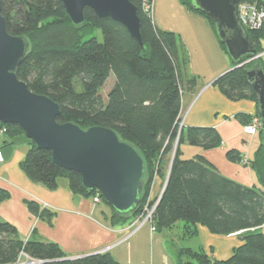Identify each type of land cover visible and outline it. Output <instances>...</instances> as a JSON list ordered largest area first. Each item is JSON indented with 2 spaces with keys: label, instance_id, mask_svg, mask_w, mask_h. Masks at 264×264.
<instances>
[{
  "label": "trees",
  "instance_id": "16d2710c",
  "mask_svg": "<svg viewBox=\"0 0 264 264\" xmlns=\"http://www.w3.org/2000/svg\"><path fill=\"white\" fill-rule=\"evenodd\" d=\"M130 1L140 17L142 45L125 27L109 17L97 16L89 7L84 9L85 24L75 27L60 0H1L6 31L23 35L30 42L28 56L19 64L18 78L31 91L58 102L59 122L72 121L82 128H113L141 153L146 164L141 202L126 215H118L110 208L113 225L125 224L141 213L151 196L154 177L159 175L164 180L169 168L167 183L152 213L150 223L155 229H170L183 221V236L187 237L194 236L198 224L214 234L241 235L239 246L226 259L183 247L178 251L177 264H264V233L259 231L264 224L261 129L256 132L259 145L248 160L258 178L257 186H246L224 176L202 154L181 157V144L211 149L220 146L222 139L214 126L183 125L179 129L182 90L193 88L197 81L188 73L186 49L175 32L154 24L152 17L143 12L141 0ZM240 1L255 2L264 8L263 0ZM180 2L204 16L213 30L209 16L194 10L190 0ZM96 29L101 39L95 35ZM249 33L256 53L263 52L264 24ZM219 45L225 52L224 45ZM251 64L246 62L224 72L214 84L229 100H252L257 110L256 91L245 77V69ZM111 74L113 85L104 96L101 88ZM238 118L247 123L251 117L239 114ZM5 125L10 136L24 134L16 124ZM28 143L20 165L32 181L54 189L58 177L63 176L74 193L92 197L96 192L81 185L80 174L55 164L49 150L37 148L29 139ZM225 156L234 163L242 160L236 149H228ZM156 198L152 196L148 204L154 205ZM29 207L38 213L32 203ZM21 250L41 260L35 264H127L116 261L107 250L65 259L67 254L57 243L28 238L24 241L10 222L0 221V264L16 262Z\"/></svg>",
  "mask_w": 264,
  "mask_h": 264
},
{
  "label": "crops",
  "instance_id": "0c3cea01",
  "mask_svg": "<svg viewBox=\"0 0 264 264\" xmlns=\"http://www.w3.org/2000/svg\"><path fill=\"white\" fill-rule=\"evenodd\" d=\"M153 2L154 24L158 21L156 26L159 28L177 30L187 50V69L199 76L193 88L182 90V125L214 126L222 139L218 147L194 146L187 154L182 152L181 157L202 154L224 176L246 186H257L258 178L248 160L259 145V136L244 133L245 123L238 118L239 114L255 116L256 104L245 98L229 100L212 82L232 64L204 16L193 13L177 0ZM168 15L174 18V26L169 28L164 25ZM29 146L23 133L0 134L3 156L0 163V221L10 222L24 241L27 238L53 241L68 257L107 250L116 261L127 264H177L178 251L183 247L202 250L215 259H226L241 242L239 232L214 234L200 224L196 226L194 236L187 237L182 233L176 235L175 240L170 234L171 229L157 230L150 222L129 234L131 221L113 225L110 207L102 201L93 203L91 197L74 193L66 177H58L57 187L51 189L26 176L20 162ZM228 149H236L242 160L229 161L225 156ZM153 182L150 193L156 196L161 193L165 181L158 176ZM30 203L39 209L38 213L30 209ZM261 230L264 233V224L260 226Z\"/></svg>",
  "mask_w": 264,
  "mask_h": 264
},
{
  "label": "water",
  "instance_id": "95a60500",
  "mask_svg": "<svg viewBox=\"0 0 264 264\" xmlns=\"http://www.w3.org/2000/svg\"><path fill=\"white\" fill-rule=\"evenodd\" d=\"M60 1L65 7L67 18L75 27L85 24L84 9L89 7L97 16L109 17L125 27L131 37L140 45L143 44L140 17L136 5L130 0ZM190 2L194 10L213 20V32L218 42L224 45L225 53L233 65L231 69L252 62L245 69V77L257 94V110L262 121L260 131L264 146V66L260 59L262 55L256 53L248 29L239 20L240 0ZM29 50L30 42L25 36L6 31L0 0V123L20 126L25 136L37 148L50 151L55 164L80 174L81 185L86 190L99 191L103 202L118 215L134 212L141 202L146 176V164L141 153L130 142L120 138L113 128L102 125L82 128L72 121L59 122L56 119L61 113L58 102L45 94L31 91L26 82L17 76L19 64L28 56ZM173 155L174 153L171 161ZM169 171L168 168L161 194ZM97 252L104 251L94 253Z\"/></svg>",
  "mask_w": 264,
  "mask_h": 264
},
{
  "label": "built area",
  "instance_id": "2783aa9c",
  "mask_svg": "<svg viewBox=\"0 0 264 264\" xmlns=\"http://www.w3.org/2000/svg\"><path fill=\"white\" fill-rule=\"evenodd\" d=\"M142 4V10L146 14L150 15L152 17V9H153V0H141ZM239 11V20L245 25V27L248 29V31H252V29H259L264 24V8L258 6L255 2H246V1H240L238 6ZM182 120L179 122V129L181 128ZM262 127V121L259 115L252 116L250 120L243 125V132L255 135L256 132L261 129ZM6 125L0 123V134L6 133ZM3 160V156L0 153V163ZM102 201V195H100V192L96 190L93 196V203H99ZM156 204L150 206L149 204L146 205L145 211L143 212V222L147 220L149 217V222L152 220V213L154 211ZM43 207H46V204L43 203ZM134 228H131L130 233L135 232L138 227L142 223H138V220L136 221ZM138 224V225H137ZM105 251V250H103ZM19 257L16 262L12 264H35L39 263L41 260H37L32 258L29 254H26L23 250H21L19 253Z\"/></svg>",
  "mask_w": 264,
  "mask_h": 264
},
{
  "label": "rangeland",
  "instance_id": "374dc122",
  "mask_svg": "<svg viewBox=\"0 0 264 264\" xmlns=\"http://www.w3.org/2000/svg\"><path fill=\"white\" fill-rule=\"evenodd\" d=\"M178 2H180V0H177ZM154 3V2H153ZM180 4H181V2H180ZM153 9H154V4H153ZM152 9V13H153V15H155L156 13H155V10H153ZM173 14V13H172ZM155 18V17H154ZM174 18L172 19V16H170V15H168V16H166L165 17V20H164V25H167L166 27L167 28H169V27H173L174 25ZM173 22V23H172ZM158 24V21H156V25ZM159 27V26H158ZM160 28H162V27H160ZM164 29H166V28H164ZM167 30H170V31H172V32H175L177 35H178V33H177V30L176 29H174V30H172V28H170V29H167ZM95 35H97V37H98V39H101V33H100V31H99V29H96V31H95ZM262 48H264V39L262 40ZM186 53H187V50H186ZM261 53V57H262V62H263V65H264V51L263 52H260ZM229 61H230V59H229ZM230 63L232 64V62L230 61ZM233 66V65H232ZM232 66H231V68H232ZM230 68V69H231ZM230 69H228V70H230ZM188 70V69H187ZM225 72V71H224ZM224 72H222V73H224ZM188 73H189V71H188ZM190 74V76L191 75H194L192 72H190L189 73ZM195 77H196V80H197V77L199 78V76H196V75H194ZM113 80H114V77H113V75L111 74L110 76H109V78L106 80V82L104 83L105 85L101 88V93H102V95H104L105 96V93L109 90V88L113 85ZM198 81V80H197ZM197 81H196V83H197ZM25 135V134H24ZM180 147H181V150H182V152H183V154H187V152H189L190 150H188V149H190V148H192V147H194V146H188V145H186V144H181L180 145ZM181 152V153H182ZM159 176V175H158ZM158 176H155L154 177V179L156 178V177H158ZM154 179H153V181H154ZM154 182H152V184H153ZM151 187H152V185H151ZM161 193H159L158 195H156L157 196V198H156V201H157V199H158V197H159V195H160ZM93 196H94V194H92V201H93ZM151 197L152 196H150V197H148V199H147V201H146V203L144 204V207H143V210L141 211V213H139V214H137V216L136 217H134L132 220H130L131 222H130V224H129V227L130 228H134V226L133 225H135V223H137L136 221L138 220V223H142L141 225H143V223H149V217L147 218V220L146 221H144L143 222V212L145 211V207H146V205L148 204V202H149V199H151ZM156 201L154 202V203H156ZM153 203V204H154ZM146 209H147V207H146ZM182 223H183V221H177L176 223H175V225L172 227V228H170L171 229V232H170V234H171V236H172V239H177V238H174V237H177L176 235H179V234H182L183 233V229H182ZM138 225V224H137ZM140 225V226H141ZM139 228V227H138ZM165 231L167 230L166 228H163ZM162 229V230H163ZM169 229V228H168ZM158 232V231H157ZM181 232V233H180ZM261 232H262V230H261ZM132 234V233H131ZM179 240H176V242H178ZM185 259V258H184Z\"/></svg>",
  "mask_w": 264,
  "mask_h": 264
}]
</instances>
